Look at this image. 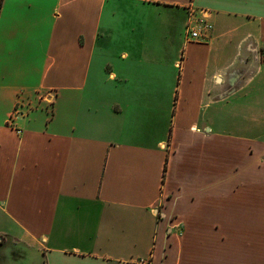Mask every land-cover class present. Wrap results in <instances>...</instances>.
Returning a JSON list of instances; mask_svg holds the SVG:
<instances>
[{"label": "crops", "instance_id": "crops-1", "mask_svg": "<svg viewBox=\"0 0 264 264\" xmlns=\"http://www.w3.org/2000/svg\"><path fill=\"white\" fill-rule=\"evenodd\" d=\"M255 90L264 0H0V264H264Z\"/></svg>", "mask_w": 264, "mask_h": 264}, {"label": "rangeland", "instance_id": "rangeland-1", "mask_svg": "<svg viewBox=\"0 0 264 264\" xmlns=\"http://www.w3.org/2000/svg\"><path fill=\"white\" fill-rule=\"evenodd\" d=\"M256 91V90H255ZM250 105H249V110H248V118H249V122L250 124H254L256 126H264V98H263V94L261 91H256L254 92L253 96L251 97V100H249ZM235 112L238 113V117H232L229 118V114H227L228 116H226L227 119H232L233 121L235 120H239L241 121L242 116L244 114V109L241 108H234Z\"/></svg>", "mask_w": 264, "mask_h": 264}, {"label": "built area", "instance_id": "built-area-1", "mask_svg": "<svg viewBox=\"0 0 264 264\" xmlns=\"http://www.w3.org/2000/svg\"><path fill=\"white\" fill-rule=\"evenodd\" d=\"M210 25L205 20V17L200 18L197 22L189 25L188 27V39L195 40L201 37V31L205 28H209Z\"/></svg>", "mask_w": 264, "mask_h": 264}]
</instances>
